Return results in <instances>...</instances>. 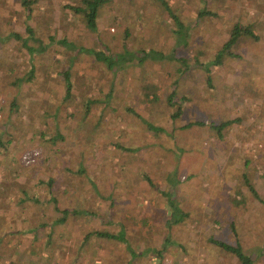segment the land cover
<instances>
[{
  "label": "rangeland",
  "instance_id": "obj_1",
  "mask_svg": "<svg viewBox=\"0 0 264 264\" xmlns=\"http://www.w3.org/2000/svg\"><path fill=\"white\" fill-rule=\"evenodd\" d=\"M79 1L30 0L27 10L22 0H0V137L4 144L10 140L0 146V264H239L210 236L238 238L253 264H264V203L243 181L246 175L264 199V0H165L188 26L182 46L175 42L172 18L157 0H106L99 10L98 35L68 7ZM202 10L211 15L200 16ZM234 23L250 25L257 38L240 36L232 55L212 64ZM61 39L104 47L112 55L123 44L132 51H175L186 63L148 59L108 68ZM31 66L38 83L20 86L16 100L23 112L16 116L9 112L16 88L10 81L29 76ZM65 71L73 82L68 99L62 97ZM49 78L52 83L41 85ZM110 90L106 105H92L85 123H74L82 119V99H101ZM153 93L158 99L151 101ZM178 105L182 114L173 118ZM126 107L164 131L147 129ZM227 119L233 123L221 139L210 124ZM193 120L204 124L181 127ZM55 129L63 135L50 141ZM29 139L34 141L30 146ZM90 147L94 155L105 150L112 173L104 174L95 158L86 164L89 182L76 168L81 151ZM29 148L40 156L25 164L20 158ZM66 168L69 172L60 176ZM48 177L54 180L50 192L58 208L78 206L88 214H69L56 225L63 232L56 227L50 239L46 227L34 235L25 227V233L16 232L23 223L39 225L45 211L34 200L17 201L20 189L44 200L48 189L36 182ZM163 191L188 213L171 227ZM120 226L135 257L115 239L91 235L81 244L85 231L117 232ZM166 236L172 241L157 257L150 249L161 247Z\"/></svg>",
  "mask_w": 264,
  "mask_h": 264
},
{
  "label": "trees",
  "instance_id": "obj_2",
  "mask_svg": "<svg viewBox=\"0 0 264 264\" xmlns=\"http://www.w3.org/2000/svg\"><path fill=\"white\" fill-rule=\"evenodd\" d=\"M157 1H159V3L162 5V7L165 10H167V13L172 18L173 26H174L172 31H173L175 42H176L177 46L178 45L179 46L185 45L186 44L185 37L187 34L188 26L178 17V15L172 10V8L167 4V2L165 0H157ZM105 2H106V0H80L77 5H75V6L69 5L68 7L72 10L73 13L81 15L83 22H84V25L89 30V32L96 33V35H98V33H97V31H98L97 19L99 16V10ZM22 4L24 5V8L28 10L29 9L28 7L30 5V0H22ZM199 15L200 16L211 15V12L207 11V10H202L199 12ZM27 31L30 33L29 36H32V29L29 26H27ZM15 36L19 37L17 34H15ZM240 36H248V37L255 38V39L257 38V36L254 34L253 30L251 29L250 25H242L240 23L232 24L230 32H229V36H228L227 40L224 42L222 48L217 52L215 59L212 61V64L220 63V59L223 58V56H226V55L231 56L232 55L231 49L234 46V44L237 42V40L239 39ZM95 41L101 42V40L99 38H97ZM59 42L70 44L71 48H73L74 50L76 49L77 52L79 51V52H86L88 54H92L95 59L103 62L108 68H113L116 65L118 66V65H121L125 62H129V61H133V60H136L138 63H143L144 61H146L148 59H150V60H155V59L156 60L157 59H159V60H162V59L177 60V61H180L181 63H186V59L181 57V56H178L175 51H173V52L171 51L168 53H164L162 51H156V50H152V49L149 51H143V50L132 51V50L127 49L125 44H123V50L121 52L116 53L115 55L114 54L112 55V54L108 53L107 51H105L104 47L101 49H95L93 47L77 46L73 42H69V41L67 42L64 39L59 40ZM28 49L30 50L32 48L28 46ZM32 68H33V66H31V68L29 70V76H16L13 79H11V81H10V83L13 84L14 88L16 86L15 94L13 95V101L9 105V112L13 111L14 115H16L19 112H23V110H21V107H19V104L16 100V93H17V91L20 92V90H18L20 88V86H23L26 83H35V84L38 83V80L36 81L37 77L31 76L32 75L31 73H33ZM206 71H208L207 67H206ZM206 80H207V82H210V76H206ZM46 82L52 83V78H49V81L47 79H43L41 82V85H43ZM72 88H73V82H72L70 73H69V71H65L64 72V87L62 90V92H63L62 97L64 99H68V98H71L73 96L72 95V91H73ZM111 92L112 91L110 90L108 92V94L107 95L105 94L104 98H101V99H95L94 97L82 99V101H81L82 114H83L82 119L79 118V119H81L80 122L77 121L78 119H75L74 123L75 124H78V123L84 124L86 121V118H87L86 116L91 111V106L94 104H99V103H103L104 105H106L107 101L109 100L108 98L112 97ZM147 96H148V94H146V97ZM171 98H172V94H169V96L167 98V101H169V103H171ZM149 99H151V101H154V100L158 99V96L156 93H153V97H151ZM44 109H45V111L47 110L46 108H44ZM28 110H30V108H28ZM126 110L129 112H132L136 116H138L141 119V121L146 125V128L153 131L154 133L164 131L163 127H161L159 125H155L151 121H149L148 119L141 117L136 111H133L132 108L126 107ZM182 111H183L182 106L178 105L176 107L175 111L172 113V117L176 118V117L180 116V114H182ZM100 115H101V113H100ZM231 123H233V120L227 119V120L220 121L219 123H212V124H210V127L213 130H215L216 135L220 136L221 139H224L222 131L225 128H227L228 125H230ZM203 124H204L203 121L193 120V121L186 122L181 127L182 128H190V127L195 126V125H203ZM65 127H67V126H65ZM88 127L89 126H87V128ZM39 129L42 130V128H39ZM55 130H56L55 134L52 133L51 134L52 136L49 137L50 141H55V139H57V137H58L57 133H61V131L59 129H55ZM64 130L65 129H63V131ZM36 133L40 134V135L42 134V132L40 130H37ZM61 134L63 135V132ZM86 135H87V132L84 130L83 131V137H85ZM1 139L2 138L0 137V146H3V145L6 146V145L10 144L9 139L5 140V144ZM62 139L64 140L63 136H62ZM32 142H34V141L32 139H29L28 143H27L28 146H30L32 144ZM19 147H21V146H19ZM114 147H118L119 149H128V148H125L124 146L119 145V144H114ZM31 149H34V148H31ZM29 150H30V148H29ZM89 153H91V155L86 156V154H89ZM105 153L106 152L104 150L102 155H94L91 147L87 151H81V158H80L79 163L77 165L76 173L85 174V179H87L90 182V178L87 176L86 164L87 163L89 165L93 164L95 158L100 159L101 170L104 172V174L112 173L111 171H108L106 169L105 164H106L107 160L105 158ZM39 156H36L35 162ZM65 171L69 172V169L66 168L63 171V173H61L60 176H62ZM28 176L31 179V175H28ZM243 176H244L243 181H244L245 185L247 186V188L250 190L253 197H255L256 199H258L259 201L264 203V199H262L259 196L254 185L249 181V179L246 177V175H243ZM142 177L148 185H150L153 188L156 187L155 183L152 182L151 178L147 174L143 173ZM38 182L42 185L45 183V187H47V189H48L47 190L48 196L44 200L41 199L37 194H35V195L33 194V196H30L28 194V191L26 189L22 188V189H20L21 195L19 196L17 201L25 202L27 200H31V201L34 200L35 202H38L39 205H42V206H38L40 211L45 210L42 214L45 217L44 216L42 217V222H40L39 225H37V226L36 225L35 226L30 225V224L24 226V223L22 226V224H21L20 228H18L19 230L15 229L16 232L22 231L23 233H25V231H31L32 234L34 235L37 232L38 228H41V227L45 228L46 227L47 228L46 238L50 239L51 235L54 232V229L56 227L58 228L60 233L63 232V230L56 225L59 223L60 224L64 223L69 214H76V213L77 214L78 213L88 214V212H86L84 209H82V207H78V206L73 207L71 209L70 208H58L56 206V203L58 201L54 197V195L51 194V192H50V189L52 187V183H54V180L51 177L45 178L43 180H41V179L37 180L36 185L39 184ZM163 194L166 197V205L168 207L167 211H168L169 217H168V220L166 221L168 227H171L173 225L181 223L188 216V213L186 211H183L180 208L177 201L172 197L170 192L163 191ZM22 195H24V196L21 197ZM29 197H31L32 199H29ZM13 200H15V198H13ZM13 202L15 203V201H13ZM41 202H44V203H41ZM43 206H44V208H43ZM54 212H58V216L53 217ZM49 214L52 215V218H48ZM24 227H25V231H24ZM12 228L13 227H10V229H12ZM91 235H94L97 237H103V238L105 237L108 239L118 240V241L124 243L125 247H127V249H129L132 256L135 257L137 255L136 252L128 244V241L125 237V230L121 226L117 232H112L110 230L85 231L83 234V238L81 239V244L88 241V239ZM208 239L210 242L217 245L219 248H221L227 254L234 256L236 258V260L239 262V264H253V258L251 257L252 255L243 249V246H242L241 242L238 240V238H236L234 241H229V240H225L222 238H217L215 236H210V238H208ZM171 241H172L171 238H169V236H166L164 238L163 242L161 243V247L153 248L150 250L154 251L157 254V257H162L163 252H165L167 250V247L171 243ZM147 248H145V249H147ZM259 248L263 249V246L262 247L260 246ZM145 251H147V250H145ZM142 253H144V252H142ZM25 264H27V262Z\"/></svg>",
  "mask_w": 264,
  "mask_h": 264
},
{
  "label": "built area",
  "instance_id": "obj_3",
  "mask_svg": "<svg viewBox=\"0 0 264 264\" xmlns=\"http://www.w3.org/2000/svg\"><path fill=\"white\" fill-rule=\"evenodd\" d=\"M36 156H39L38 149H30L25 151L21 156V161L25 164H30L35 161Z\"/></svg>",
  "mask_w": 264,
  "mask_h": 264
}]
</instances>
